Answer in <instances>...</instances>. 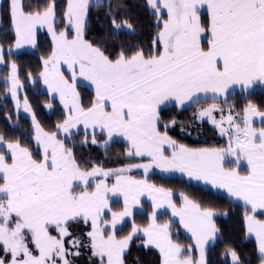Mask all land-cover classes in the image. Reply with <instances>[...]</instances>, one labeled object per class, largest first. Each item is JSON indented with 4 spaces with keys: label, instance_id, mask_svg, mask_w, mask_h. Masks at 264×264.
Masks as SVG:
<instances>
[{
    "label": "snow or ice",
    "instance_id": "1",
    "mask_svg": "<svg viewBox=\"0 0 264 264\" xmlns=\"http://www.w3.org/2000/svg\"><path fill=\"white\" fill-rule=\"evenodd\" d=\"M145 6L158 28L150 47L120 46L115 53L102 41L86 38L92 7L106 8L112 35L135 31L112 0H65L59 12L57 0H8L6 10H0L15 37L8 55L24 45L38 47V30H47L51 47L41 57L39 78L64 109L56 131H45L24 97L23 108L32 113L35 150L0 133V264H127L141 235V246L158 250L159 264H210L208 246L219 237L215 217L220 213L183 192L178 205L171 188L149 181L154 168L180 172L242 201L245 234L255 237L264 264V219L259 218L264 215V110L249 100L237 112L227 100L235 86L245 92L264 86V0H145ZM3 63L5 46L0 43ZM9 65L7 93L19 109L23 85L16 61ZM81 82L94 93L88 105L77 87ZM209 93L213 101L224 97L227 114L214 102L199 109L198 118H207L227 137L226 146L180 143L170 131L181 121L168 106L182 108ZM80 126L86 133L82 145L99 144V129L107 137L105 146L122 137L127 144L123 155L140 162L117 168L81 164L75 145L65 142ZM61 132L65 139L59 138ZM136 169L143 170L144 178L130 175ZM113 196L122 198L119 211L112 209ZM145 196L152 211L141 226L134 210ZM165 208L179 218L194 245L173 239L172 220L158 221V210ZM128 218L130 230L121 234L119 226ZM193 247L198 258L191 254ZM224 255L231 264H244L235 248L226 247Z\"/></svg>",
    "mask_w": 264,
    "mask_h": 264
},
{
    "label": "trees",
    "instance_id": "2",
    "mask_svg": "<svg viewBox=\"0 0 264 264\" xmlns=\"http://www.w3.org/2000/svg\"><path fill=\"white\" fill-rule=\"evenodd\" d=\"M44 0H33V3H43ZM65 0H57L58 12L63 9ZM114 5L119 4L120 18H130L134 25V32L122 30L119 35H112V29L108 22V17L104 15L106 8L97 9L95 7L90 8L88 17V30L86 38L93 42H103L107 45L110 52L115 53L119 50L120 46L125 48L140 45L145 49L150 47L152 37L158 31L155 23V16L145 6V0H112ZM8 6V0H3L0 4V10H6ZM166 18V16H165ZM14 32L10 28V21L6 15L0 18V43L5 46V56L11 57L16 61L18 65V74L24 82L23 96L27 97L28 102L35 113L37 121L47 131H56L55 125L58 122H62L64 119V111L61 108L59 101L49 95V93L41 86V79L39 78V72L42 71L41 57H46L51 47L50 38L43 33L37 34L38 47H35L33 51L24 50L18 53L7 54V49L10 44L14 42ZM2 73H5L0 68ZM35 80L31 85V78ZM33 79V78H32ZM260 85H257V89L253 92L246 94L245 96H234L236 101V110L240 111L244 105L250 100L254 104L258 105L261 110H264V91L259 89ZM81 92L82 102L88 105L90 99L94 95L92 90L83 86H79ZM4 88H0L2 92ZM233 96L230 94L228 97ZM8 97H4L3 101L8 105ZM211 101L210 99L198 100L191 103L188 106L177 108L176 106L169 105L168 112L176 115L181 123L177 124L174 129L170 131V135L180 143L187 144L190 147H221L226 146L227 139L219 134L218 129L212 127L205 121L196 120L193 109L196 104L206 103ZM46 103H51L54 106L53 112L48 114L45 109ZM8 110L14 115L13 123L4 124V130L6 139H16L22 143H29L34 145V139L29 137L32 133L30 128V120L22 114L14 113L8 106L5 107L2 114ZM1 120V119H0ZM184 128V131H181ZM89 133V132H88ZM85 132L82 130L74 133L70 139L65 142L69 147L73 148L78 162L81 164L96 163L102 165L105 168H117L124 163L140 162L138 160H129L123 152L127 147L126 141L123 139H114L109 141L107 146L104 145V141L107 137L101 132H96V138L100 141L99 144L93 145L88 143L82 145L80 142L85 137ZM60 139H65L63 136H59ZM89 141L91 135L88 136ZM135 176L142 175L138 171L132 172ZM148 178L155 184L163 186L165 188H171L176 194L174 198L179 203L177 193H185L190 198L208 206H212L217 209L220 215L215 217L217 226L220 228V234L218 239L208 248V260L210 264H231L230 256H225L224 252L226 247L235 248L240 254L244 264H260L259 254L257 251V244L255 237L246 236V230L244 227L243 212L244 206L242 203L230 198L228 195L219 192L212 188L203 187L200 184L188 180L185 177L179 176H166L159 172L148 175ZM227 212V216L223 215ZM148 213L145 211L135 214V221L139 225H146L148 222ZM264 219V215L259 216ZM170 219L167 213L161 214L159 220L163 221ZM130 223H126L122 229L121 234H125ZM172 227L178 229L179 233H173V237L181 244L190 245L191 240L184 235L178 227L177 222H172ZM83 227V226H81ZM141 239L134 241L131 249L129 250L126 260L127 264H159V253L154 248L145 249L141 246Z\"/></svg>",
    "mask_w": 264,
    "mask_h": 264
},
{
    "label": "rangeland",
    "instance_id": "3",
    "mask_svg": "<svg viewBox=\"0 0 264 264\" xmlns=\"http://www.w3.org/2000/svg\"><path fill=\"white\" fill-rule=\"evenodd\" d=\"M2 1H3V0H0V4H1ZM39 33L46 34V35L50 38V40H51V37H50L49 34L47 33V30H46V29H43V28H42V29H39L37 34H39ZM34 49H35V48H33V47L29 46V45H24V46H23L22 48H20V49H15V48H13L12 53H18V52H21V51H24V50L33 51ZM12 60H13V59H12L11 57H6V56H5V63L0 64V68H2V70L5 71V73H2V71H1V69H0V88H4V90H2V92H0V114H2L3 110L5 109V107L8 106L9 109H12V111H13L14 113L16 112L17 114H22V115H24L25 117H27V118L30 120V128L32 129V133L29 134V137H30L31 139H33L35 133H34L33 125H32V113L26 112V111L24 110V108H23V100H24V97H22V96H23V93H24V92H23L24 82H23L22 78H20V76H19V79H20V82H21V84H22L23 86L18 90V98H19L20 103H21V107H20L19 109H17V108L15 107V101L12 99L11 95H10L9 93H7V89L10 87V84H9V83H6V78H7V76H8L9 73H10V65H9V62L12 61ZM18 75H19V74H18ZM32 78H33V79H32ZM32 78H31V83H30L31 85L33 84V81L35 80L34 77H32ZM41 81H42V80H41ZM41 86L44 87L45 85H43V83H41ZM79 86H83V87H85V85H83V84H81V85H79ZM85 88H87V87H85ZM44 89H45V87H44ZM87 89H89V88H87ZM255 89H257L256 86H255L253 89L249 90L248 92H245V91H241L240 86H235L233 89H230V90H229V94L227 95L228 103H229V104H233V105H234V110L237 111V110H236V104L234 103V102L236 101V98H235L234 96H236V94H237V95L239 94V95H241V96H245L246 94L253 92ZM259 89H262V90L264 91V86H259ZM90 90H91V89H90ZM230 94H232L233 96L228 97ZM49 95H50V94H49ZM50 96H51V95H50ZM4 97H8V98H9V100H8V105H7V103H5V101H3V98H4ZM51 97H52V96H51ZM206 99H210L211 101H208V102H206V103L196 104L195 107H194V109H193V112H192V113L194 114L196 120L201 121V120L198 118V110H199V109H202V108H206V107L210 106V105H211L212 103H214V102L217 103V104H220L222 107H224V109H225V114H227L228 105H227V104H224V97H220V98H218L216 101H213V100L211 99V93H209V94L207 95L206 98H205L204 94H200V98H199V99H194V102H196V101H198V100H206ZM191 103H193V102H189V103L185 104L184 106H188V105H190ZM47 104H51V103H46V105H47ZM46 105H45V109L47 110L48 114L52 113V112H53V109H54L53 104H51V105H52L51 108H48ZM61 108H62V106H61ZM62 110L64 111L63 108H62ZM237 112H239V111H237ZM214 115L217 117V119H219V117H220V113H219V112H215ZM6 116H10L11 119H10V120L6 119ZM0 119H1V120H0V133H2V134H4V135H5L4 130H1V128H4V124L16 125V124L13 123L14 115H13L10 111H8V110L5 111L4 115H0ZM203 121L207 122L209 125H211L212 127H214V126L208 121L207 118H205ZM256 126H257V127L260 126L259 118H256ZM45 131H47V130H45ZM49 132H52V131H49ZM76 132H77V131H76ZM76 132H73V134L76 133ZM83 132H85V131H83ZM89 133H90V132H89ZM60 136L63 137L64 134L61 132V133H60ZM64 137H65V136H64ZM59 138H60V137H59ZM114 139H123V138H122V137H114L113 140H114ZM226 139H227V137H226ZM123 140H124V139H123ZM21 143H22V142H21ZM22 145H23V146H26V147H29V148H31V149H33V150H35V148H36L35 141H34V145H33V146L30 145V142H29V143H22ZM245 170H246V167L242 166V167H241V171H242V172H245ZM134 171H135V172L138 171V172H140L142 175H140V176H135V175H133V173H132V172H134ZM132 172L130 173V175L135 176L137 179H142V178H144V174H143V170H142V169H136V170H133ZM155 172H159L160 174H162V175H166V176H179V177H185L186 179L190 180V178H187L186 175H184V174H182V173H180V172H164V171H161L160 169H157V168L152 169L148 175H150V174H152V173H155ZM148 179H149V178H148ZM149 181L152 182V183H154V182L151 181L150 179H149ZM194 181H198V180H194ZM108 182H109V184H111V183H112V178H110ZM198 182H199V181H198ZM156 185H157V184H156ZM158 186H160V185H158ZM162 187H163V186H162ZM174 194H176V193L174 192ZM179 194H180V193H177V196H178L179 201H180L179 203H177L176 200H175V198L173 197V199L175 200V202H176L178 205L181 203L180 195H179ZM226 195H227V194H226ZM229 197H230V196H229ZM230 198H232V197H230ZM110 203H111L112 209H113L114 211H119V210H121V208H122V206H123L122 198H121V197H117V196H113V197H111ZM145 211H147V212L149 211V213L152 211V208H151V201L148 199L147 196L141 198V206H139L137 209L134 210V219H135V214H136V213H142V212H145ZM149 213H148V214H149ZM164 213H167V214L170 216V219H166V220L160 221V220H159V216H160L161 214H164ZM167 220H172V222H177L178 227H179V230H180L184 235H186L187 237H189L190 240H191V244L194 245V241H193L192 238H191V234H190L189 232H187L186 229L183 228V226H182V225L180 224V222H179V218H178V217H172V215H171V210H170V209H166V208H165V209H160V210H158V221L161 222V223H163L164 221H167ZM130 221H131V218H128V219L126 220V222H124V223H123L122 225H120L119 227L122 229V227H123L126 223H130ZM130 224H131V223H130ZM141 226H142V225H141ZM130 227H131V225H130ZM130 227H129L128 231L130 230ZM171 231H172V234H173V233H176V235H177V234L179 233L178 229H176L175 227H172V226H171ZM141 236H142V235H141ZM253 237H254V236H253ZM142 239H143V237H142ZM142 239H141V240H142ZM173 239L176 240L174 237H173ZM176 241H177V240H176ZM215 241H216V240H215ZM215 241L210 242V243H209V246H211L212 244H214ZM177 242H178V241H177ZM140 243H141V242H140ZM183 245H185V244H183ZM209 246H208V248H209ZM157 251H158V250H157ZM186 254H187V253H186ZM191 254H192L193 258H198V256H199L198 251H197L194 247H193V249H192ZM77 264H83V261H82V260H78V261H77Z\"/></svg>",
    "mask_w": 264,
    "mask_h": 264
},
{
    "label": "crops",
    "instance_id": "4",
    "mask_svg": "<svg viewBox=\"0 0 264 264\" xmlns=\"http://www.w3.org/2000/svg\"><path fill=\"white\" fill-rule=\"evenodd\" d=\"M66 67V66H65ZM65 74L66 75H68V73L67 72H65ZM42 80V79H41ZM42 83H43V81H42ZM81 84H83V85H85V87H87V88H89V89H91V87L90 86H86V82H81V83H78V85H77V87H79V85H81ZM43 85H45L44 83H43ZM45 87V89H46V91L49 93V91H48V89H47V86L45 85L44 86ZM78 90H79V88H78ZM92 90V89H91ZM93 92V91H92ZM50 94V93H49ZM94 94V93H93ZM52 97H53V94H50ZM54 98V97H53ZM55 99H57L58 101H59V103H60V100H59V97L58 96H55ZM60 105L62 106V108H63V105L60 103ZM80 130H82V131H85L84 129H83V126H80L79 128H77V129H73L72 131L73 132H76V131H80ZM91 129H89L88 130V132H90L91 133ZM96 132H100L99 131V129H97L96 130ZM244 167H246V166H244ZM246 171V170H245ZM188 178V177H187ZM190 180H192L193 182H195V183H197V184H200V185H202L203 187H207V188H212V189H215V190H217V191H220V192H222V193H225V194H227V192L225 191V190H223V189H218V188H214V187H212L210 184H207V183H205V182H203V181H194L193 179H190ZM228 195V194H227ZM234 199V198H233ZM235 200V199H234ZM236 201H238V200H236ZM238 202H240V203H242L243 204V202L242 201H238Z\"/></svg>",
    "mask_w": 264,
    "mask_h": 264
}]
</instances>
